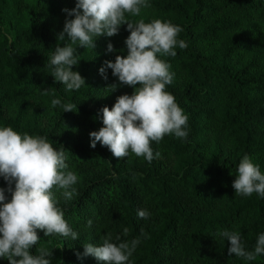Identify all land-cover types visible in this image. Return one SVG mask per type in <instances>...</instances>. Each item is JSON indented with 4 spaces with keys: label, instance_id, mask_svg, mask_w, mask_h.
<instances>
[{
    "label": "trees",
    "instance_id": "trees-1",
    "mask_svg": "<svg viewBox=\"0 0 264 264\" xmlns=\"http://www.w3.org/2000/svg\"><path fill=\"white\" fill-rule=\"evenodd\" d=\"M76 3L0 0V127L46 137L78 177L71 200L53 189L78 238L37 230L33 253L52 250L51 264H105L83 256L84 245L100 246L110 233L115 243L139 240L127 264H264V254L251 261L230 255V241L220 235L238 232L245 250L254 251L264 234V197L236 195L232 186L245 155L264 174V0H147L139 16L125 14L133 23L179 25L177 38L187 44L174 49L175 57L158 56L174 73L166 91L188 116V136L153 141L154 155H161L151 163L131 151L118 159L100 142L90 146V133L103 127V107L134 92L112 69L107 79L99 72L106 61L127 55V24L117 35L94 38L93 49L73 45L79 62L72 70L85 79L79 90H66L51 75L56 47L70 43L57 39L65 20L74 18L63 9ZM56 98L76 108H53ZM0 187L10 200L2 176ZM142 209L147 219L138 216ZM0 264L9 261L0 257Z\"/></svg>",
    "mask_w": 264,
    "mask_h": 264
},
{
    "label": "clouds",
    "instance_id": "clouds-1",
    "mask_svg": "<svg viewBox=\"0 0 264 264\" xmlns=\"http://www.w3.org/2000/svg\"><path fill=\"white\" fill-rule=\"evenodd\" d=\"M146 7L147 0H77L75 8L63 9L74 18L65 20L63 31L57 37L59 40L67 37L70 43L56 47L50 66L55 81L61 82L68 91L79 90L85 85V79L72 70L79 62L73 45L93 49L97 37L117 35L120 26L127 24L130 32L125 41L127 55H117L115 62L106 61L99 72L107 79L106 69H112L120 84L133 87L134 92L119 96L111 109L103 107V127L90 133V146L95 148L96 142H100L118 159L131 151L151 163L161 155L158 151L154 155L153 141L158 144L169 134L185 139L188 136V116L174 95L166 91L174 73L169 71L170 64L159 58L175 57L174 49L177 46L185 49L187 44L177 38L183 31L179 25L160 19L149 23L144 19L135 23L126 19V13L139 16ZM113 50L109 43L108 51ZM110 87L113 91L117 85ZM51 105L61 107L63 112L76 108L59 98L53 99ZM66 159L64 151L56 150L46 137L20 134L11 126L0 127V176L7 181V191L11 193L8 200L5 189L0 187V257L6 258L9 264H51L52 250L41 247L35 253L32 251L41 240L37 230L43 231L46 237L58 234L71 236L73 240L78 238L64 219L53 192L54 188L61 189L66 200L76 194L73 185L78 177L68 170ZM232 186L236 195L257 193L264 197V174L248 155L239 162ZM149 215L146 209L138 210L140 218L147 219ZM124 232L127 234V229ZM220 235L230 241V255L251 261L264 254V234L258 236L254 251L245 250L238 232L225 230ZM138 243V239L115 243L109 233L102 237L100 246L85 244L83 256L91 255L105 264H127Z\"/></svg>",
    "mask_w": 264,
    "mask_h": 264
}]
</instances>
